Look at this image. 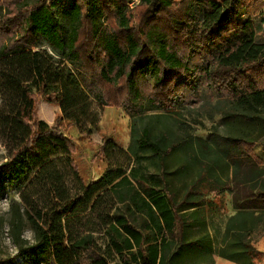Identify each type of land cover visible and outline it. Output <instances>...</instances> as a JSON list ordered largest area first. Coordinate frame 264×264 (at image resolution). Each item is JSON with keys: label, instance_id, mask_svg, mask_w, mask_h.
Wrapping results in <instances>:
<instances>
[{"label": "trees", "instance_id": "1", "mask_svg": "<svg viewBox=\"0 0 264 264\" xmlns=\"http://www.w3.org/2000/svg\"><path fill=\"white\" fill-rule=\"evenodd\" d=\"M128 1L73 0L66 31L57 12L64 0H0V182L22 185L9 208L17 254L31 256L26 264H212L210 218L228 192L236 213L217 253L264 264L256 247L264 237V163L255 152L264 148V86L250 75L264 66V41L255 21L240 17L242 0H140L133 9ZM195 3L203 6L199 27ZM196 75L222 96L221 153L158 126L163 119H144L176 112ZM41 98L60 104L61 119L83 136L99 127L94 105L125 108L136 117L128 148L105 139L108 165L86 182L73 139L38 117ZM28 228L36 240L30 254Z\"/></svg>", "mask_w": 264, "mask_h": 264}, {"label": "rangeland", "instance_id": "2", "mask_svg": "<svg viewBox=\"0 0 264 264\" xmlns=\"http://www.w3.org/2000/svg\"><path fill=\"white\" fill-rule=\"evenodd\" d=\"M73 0H64L62 7L57 11L61 22L68 30L66 11L71 6ZM129 0L127 5L133 9L139 1ZM181 1V0H178ZM243 7L240 10L241 18H252L257 25V39L264 41V0H242ZM192 12L197 15L198 22L194 27H199L203 20V6L193 4ZM40 46L42 48H51L49 41L45 37H40ZM220 47V43L212 46L216 53ZM250 75L258 82L260 86H264V66L252 70ZM192 93L186 102L178 103L176 112L170 116L158 117L161 113L167 114L163 110H154L148 112L144 119H163L157 120L158 126H170L178 135L188 137H199L211 144L214 149L221 153L227 147V137L224 126V117L216 109L218 101L222 96L217 91L210 88L205 82L203 75H196L191 78ZM44 105V113L41 106ZM94 109L100 114L99 127L94 129L89 136H83L77 126L72 125L68 120H62V112L60 104L49 103L44 99H40L37 105V115L39 118L46 120L50 124L59 123L66 136L73 139L75 143V151L73 153L74 163L79 169L80 174L86 182L98 179L106 169L108 162L106 161L102 147L105 139H111L119 148H128L131 140V123L136 117H133L129 111L118 106H98L94 105ZM157 116V117H156ZM174 119H178L191 128H179ZM193 145L196 141L190 140ZM255 152L264 163V148L257 144ZM184 151H178L171 159V165L175 166L183 157ZM6 150L0 143V162L5 160ZM193 174L196 173V168ZM21 184H10L8 182H0V264H26L31 256H19L18 249L13 244L9 234V208L13 198H19ZM215 199L214 196H210ZM217 205L214 217L210 218V228L214 235L215 251L209 257L212 264H238L234 261L224 259L217 253L222 242V236L225 231L227 218L236 213L233 208L231 195L224 192L220 197L216 198ZM25 236L30 240V248L27 254L34 251L36 240L30 228L26 229ZM256 247L264 252V237L256 243ZM264 261V257L262 258ZM37 264H43L41 260Z\"/></svg>", "mask_w": 264, "mask_h": 264}, {"label": "bare ground", "instance_id": "3", "mask_svg": "<svg viewBox=\"0 0 264 264\" xmlns=\"http://www.w3.org/2000/svg\"><path fill=\"white\" fill-rule=\"evenodd\" d=\"M41 109L43 110V113H44V105L41 106Z\"/></svg>", "mask_w": 264, "mask_h": 264}, {"label": "built area", "instance_id": "4", "mask_svg": "<svg viewBox=\"0 0 264 264\" xmlns=\"http://www.w3.org/2000/svg\"><path fill=\"white\" fill-rule=\"evenodd\" d=\"M135 1H139V0H133L132 3H134Z\"/></svg>", "mask_w": 264, "mask_h": 264}]
</instances>
